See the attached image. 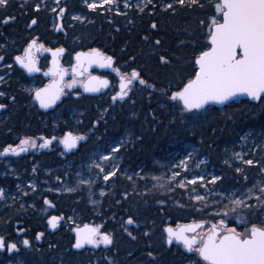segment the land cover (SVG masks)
<instances>
[{
	"label": "trees",
	"instance_id": "1",
	"mask_svg": "<svg viewBox=\"0 0 264 264\" xmlns=\"http://www.w3.org/2000/svg\"><path fill=\"white\" fill-rule=\"evenodd\" d=\"M85 1L60 0L59 6L66 12L64 33L57 34L51 27L55 10L47 1L8 0L6 7H0L2 60L15 70L5 74L4 68L0 72L5 74L0 80L5 105L0 115V152L25 137H55L50 148L39 154L0 157V186L9 196L0 199V236L7 235L6 241L17 243L19 248L10 256L0 252V264H185L195 260L194 256L176 245L166 248L162 231L165 224L223 219L242 232L252 223H264V208L253 198L247 201L251 209H238L222 217L214 214L229 201L230 192H242L260 179L258 166L234 161L233 153L245 131L251 137L264 131V95L258 102L239 99L223 107L207 106L195 111V116L188 112L182 115V106L170 99V93L196 72L194 59L208 46L210 18L216 16L215 3L219 0H198L192 6L180 5L176 0H150L136 6L133 0H127L130 7L122 4L125 0H118L116 7L109 9L88 8ZM168 4L173 8H167ZM75 12L83 19L70 18ZM32 19L36 23L29 28ZM36 35L46 45L64 46V63L68 65L73 52L99 49L111 55L120 73L130 74L136 69L147 84L134 81L129 98L121 102L108 103L105 97L79 90L75 98H62L53 110L41 111L32 100V80L16 68L13 59ZM39 66H46L44 58ZM34 80L35 84L42 83L40 77ZM65 131L86 137L71 153H65L57 140ZM125 134L126 142L108 159L119 164L114 176L107 181L101 177L92 187L82 184L67 190L68 182L77 187L76 171L84 165L78 164L89 159L90 150L108 151L107 145ZM186 144L197 155L205 156L214 175L223 180L206 187L164 182L173 158L187 151ZM253 148L244 158L264 159V136H258ZM236 167L243 168V174L237 173ZM28 178L33 179L34 188L18 189L17 184ZM192 187H197V194L206 199L194 200ZM50 214H61L64 219L73 215L81 224L100 226L113 242L72 249L71 225L62 223V232L50 230L46 222ZM129 216L135 223L127 224ZM40 232L43 235L37 240ZM24 239L30 244L24 245ZM200 264L207 263L200 260Z\"/></svg>",
	"mask_w": 264,
	"mask_h": 264
},
{
	"label": "snow or ice",
	"instance_id": "2",
	"mask_svg": "<svg viewBox=\"0 0 264 264\" xmlns=\"http://www.w3.org/2000/svg\"><path fill=\"white\" fill-rule=\"evenodd\" d=\"M180 5L189 6L196 5L198 0H176ZM59 0H57V4ZM102 3L112 4L114 0H102ZM8 0H0V7H6ZM127 0H125V7H130ZM89 8H96L95 3L88 4ZM39 8V5H37ZM167 8H173L172 4H168ZM215 9L217 12L222 13L220 19L213 16L209 24V36L211 41V47L205 51H201L196 56L195 63L199 66V70L196 71L194 78L188 79L186 83H183L182 87L178 86L177 91L171 92V100L182 102L181 114L185 112L196 115L194 110L203 109L204 105L209 101H215L223 103L229 100L231 97L238 93H247L253 99H261V93H264V0H219L215 3ZM143 9H141L142 11ZM61 13L65 9L60 8ZM8 19H12L9 17ZM36 20H32V24H35ZM156 27L155 23L152 25ZM147 39V37H145ZM160 43L159 40L156 41ZM37 46V41L32 39L28 46L24 49V56H16L15 60L20 63L29 73L33 71H39L36 67V62L32 58L31 50ZM43 47V45H39ZM63 48H58L53 52V56H57L63 53ZM3 57H0L2 60ZM77 65L73 66V73H76L78 66H83L84 63H100L102 65L112 63L113 58L106 56L100 52L99 49H90L87 53H76ZM160 60L164 63H168L164 56H160ZM54 67L49 71L53 75L59 74L61 79L66 70L59 68L58 62L53 61ZM119 71V69H117ZM47 75V73H46ZM3 78L0 77V80ZM134 81H138L140 85H145L147 82L141 78L140 72L136 69H132L131 73H125L120 76V91L112 97L113 100L119 97L123 99L129 95L131 86ZM77 81L74 79L67 86L72 87L73 83ZM59 81L54 82L44 88L35 89V99L40 102L42 107H48L49 104L54 103L63 89L59 86ZM106 79H100L98 77H90L87 82L84 83L86 91H96L100 86L107 85ZM150 87L154 88L155 85ZM167 92V89L162 90ZM4 93L0 92V96ZM5 105L0 104V108H4ZM71 137V139H69ZM52 139H55L53 137ZM84 139L83 136L72 137L71 133L66 134L65 139L62 141L66 148H73L77 142ZM242 141L247 140V136L241 137ZM51 143V140L45 138L44 143L39 147H45ZM36 148L37 143L31 137H25L20 140L19 144L15 147L11 144L3 148L0 155L17 152H24L27 148ZM119 145L112 149V152L119 151ZM233 156L237 160H242L245 166H258L260 179L257 180L250 188L240 191L229 193V201L232 206L231 210L236 213L238 209H251L247 201L252 196H255L257 203L261 208H264V159L254 160L245 159L242 153H233ZM101 160H107L108 156H101ZM192 154L189 153L186 160H190ZM186 160H181L179 164L174 165L177 168H187ZM228 163V161H225ZM96 167H100L99 164ZM35 171V168H33ZM104 169L101 168V172ZM237 173L243 174L244 169L236 167ZM114 172H107L103 176V179L107 181L109 177L114 176ZM180 176L179 172H173L170 180H174ZM131 179V177H129ZM159 180L161 177H154ZM244 179L248 177L245 175ZM223 177L212 175L210 181L205 180V176L196 174L191 181H181L180 186L186 187L187 184L196 185L197 182H201L205 187L208 183L215 185L218 181H222ZM81 183H89L88 181H81ZM163 186V185H161ZM259 189L257 194L256 189ZM196 192V188L191 190ZM210 191V190H209ZM103 195V192L101 193ZM221 197L224 193H219ZM4 196V190L0 188V198ZM196 201H204L206 197L201 195H194ZM45 203H50L45 200ZM238 219L243 220L244 223L248 221L238 216ZM60 217H51L49 224L52 228L57 226V222ZM135 221L131 216L128 217L127 224H133ZM204 222L193 223L191 225H184L179 227L178 230L173 229L171 226L167 227V242L171 244L173 240L182 243L184 248L188 252L194 253L202 261H206L207 264H264V223L257 225L252 223L250 227H246L244 232H238L236 228H227L225 220H220L219 225L213 224L211 228L204 233H197V229L203 227ZM127 231V229H125ZM22 231V230H21ZM193 233L187 235L186 233ZM76 242L74 247L79 249L84 244L99 245L111 244L113 237L101 231L100 226H85L83 230L76 229ZM43 233H38L36 239L39 240ZM131 235V233H129ZM147 235V233H145ZM24 245H29L30 241L24 239L22 241ZM0 248H7L8 251H12L17 248V243L6 242L5 237L0 236ZM152 255L151 252L148 253ZM189 264H200V260H191Z\"/></svg>",
	"mask_w": 264,
	"mask_h": 264
},
{
	"label": "rangeland",
	"instance_id": "3",
	"mask_svg": "<svg viewBox=\"0 0 264 264\" xmlns=\"http://www.w3.org/2000/svg\"><path fill=\"white\" fill-rule=\"evenodd\" d=\"M46 1L50 3L49 5H51L52 10H55V13H56L55 17L59 16L60 15V12H59V8H60V6H59L60 4L59 3H60V0H59V3L58 4H57V0H40V3H44L45 4ZM146 1H149V0H133V4H135L136 6H140L141 4H144V2H146ZM91 3H95L97 5V7L109 9V8H111L112 5L114 7H116V4H118V0H114V3L107 4V5L103 4L102 3V0H86L85 1V4H86L87 7H88V4H91ZM122 4L125 5V1ZM215 13H216V16L215 17H217V19H220L221 18V13L220 12H217L216 9H215ZM70 18L82 20L83 19V16H81L79 13L75 12L74 14H72L70 16ZM211 18H210V20H211ZM1 50H2V46H1V43H0V57H2ZM7 66H10V64L9 63H4L3 60H0V68H2V69L6 68V70H4V73L5 74H7L9 72L14 73L15 70L12 69V68H10V67H7ZM4 73L1 76L2 78L5 77V74ZM74 79L77 82L76 83H73L72 84V87H68L67 85L70 82H72ZM81 84H82V80L77 79V78H74V77H70L66 81L65 92H64L63 96L65 98H67V97H69V98H75L76 95H77V92L81 88ZM30 88L31 89H34L35 88V85H33V83H31ZM0 115H3V114L0 112ZM73 134L75 136H82V135H78V134H75V133H73ZM260 135L261 136H264V131H258L256 133V136L255 137H251L250 136V132L249 131H245L241 137L247 136V140L246 141H242L241 140V137H240V139H239V141L237 143L238 149L235 151V153H242L243 156H246L250 152H253L254 144L257 141L258 136H260ZM83 137H84V139H81L78 142L81 143V142L85 141L86 137L85 136H83ZM127 137H128V134H125V136L123 138L121 137L117 142L111 143V144L107 145V147L109 148L108 151L102 150V149H98V148H96L95 150L94 149L93 150H90L88 152V154H87L88 155L87 157L89 159L78 164V167L82 166L83 164L84 165H83V168L82 169L80 168V169H78L76 171L78 173V175H79V180H78V182H76L77 187L73 183L68 182V184L66 186L67 190H73L75 188L78 189L79 188L78 185L82 186V184L85 185V186H87V187H92V185H93L92 183L94 181H96L97 179H101V177H103L105 174H107V172H109V171L115 172L116 169H117V166L119 164L116 163L115 161L110 163V162H108V159L112 155V149L113 148H116L117 145H120L121 143L126 142ZM44 138L45 137L43 135H38L36 137H32V139L36 141L37 146L40 143L43 142ZM60 138H58L57 140H58V143L61 146V140H59ZM261 141H263V138H260V142ZM187 146L188 145L186 144V147ZM61 148H62V146H61ZM189 153L192 154V158L190 160H186V157H187V155ZM175 154H172L171 157H174ZM101 156H108L109 158L107 160H101V158H100ZM181 160H186V163L188 165V167L186 169L185 168H177V167H174V165L179 164V162ZM233 160L234 161H238L234 156H233ZM4 162L5 163H8L7 161H4ZM97 164H99L100 167H96ZM101 168L104 169L103 172H101ZM45 172H48V170H45ZM136 172H138V170ZM173 172H179L180 173V176L176 177L174 180L168 179V177H171L172 176V173ZM166 173H168V175H167V177H164V182H172V181L174 182L175 181L176 183H178L180 185L181 181H185L186 183H187V181H191L196 174L203 175V176H205V180L206 181H210L211 180V176L214 175V169H213L212 166H210L208 164V160H207V158L205 156H199V155H197V153L195 151H193L192 149H190L189 147H187V151L186 152L180 153V156L173 158L172 163L168 167ZM81 181H88L89 183H81ZM197 184H199L200 186L204 187V185L201 182H199V181L197 182ZM190 185L191 184H187L186 187H189ZM17 186H20V187H18V189H21V188L33 189L34 188V181H33V179L28 178V179H26L23 182H19L17 184ZM64 186L65 185H61V187H64ZM0 188H2L4 190V196L2 198H5V197L8 198L9 196L5 194L6 193V188L4 186H0ZM195 188H196V192L193 193V194L194 195H197V193H198L197 191L199 189L197 187H195ZM100 192H102V191H100ZM256 192H257V194L259 193V189L258 188L256 189ZM86 193L88 194V197L90 196V199H92L91 192H89V190H88ZM12 196L13 195L10 194V197H12ZM252 198L254 200H256L255 196H252ZM223 205H224V207L221 208L219 211H215L214 214L219 215L221 217L222 216H226L227 214L229 216V213L232 212V210H231L232 206H231L230 202L228 201L227 203H225ZM46 211H48V209H46ZM58 215L60 216L61 220L57 222V226L55 227V229H51L49 227V225H48V228L50 230H55V231H58V232H62L61 231V228H62L61 227V224L62 223H64V225L66 227H67V225H69V226L71 225L70 226V229L71 230H72V228L74 226L81 224L79 221H77L75 219V217L73 215H70L67 219H64L61 214H58ZM47 220L49 221L48 217L46 218V222L48 223ZM204 221H207V220H204ZM207 222L210 223V221H207ZM176 223L177 222H175V224ZM203 227H204V225H203ZM209 229L206 228V231H208ZM242 232H244V231H242ZM103 245H104L103 243H100L99 245H94L93 247H99V246H103ZM18 251L16 250V252H18ZM13 253H14V250H13ZM191 254L194 256V259L195 260L198 258V256H196L194 253H191ZM171 255H173V254H171ZM17 258H19V261L21 263L20 257L18 256ZM181 258H184V257H181ZM185 264H189V262H187Z\"/></svg>",
	"mask_w": 264,
	"mask_h": 264
},
{
	"label": "flooded vegetation",
	"instance_id": "4",
	"mask_svg": "<svg viewBox=\"0 0 264 264\" xmlns=\"http://www.w3.org/2000/svg\"><path fill=\"white\" fill-rule=\"evenodd\" d=\"M37 5L38 4H36V7H37ZM62 8V7H61ZM63 9H65L64 7H63ZM59 10H60V8H59ZM60 12V11H59ZM65 12L66 11H64L63 13H61L60 12V15L59 16H57V17H55V15H56V13H55V15H52V17H51V27L52 28H54V33H60V32H63L64 33V31H63V21H64V17H65ZM33 20V19H32ZM31 20V21H32ZM30 21V22H31ZM58 21H60V29L57 31L56 29H57V25H58ZM34 25H32V26H30V23H29V25H28V27L29 28H31V27H33ZM38 36L36 35V36H34L32 39H36V41H37V43L38 44H40V45H43V47L40 49V50H38L37 51V53H36V60H37V63H38V67L41 69V71H45L47 68H48V66H49V59H50V54H41V51L43 50V49H46V48H50V49H58V48H63L64 49V52L63 53H60L59 54V59H60V65L62 66V67H64V68H66L67 70H70L71 68H72V66H73V64H74V62H75V59H74V55H75V52H73L72 54H71V58H70V64L68 65V64H66V63H64V60H65V58H66V49L64 48V46H62V45H59V44H56V45H54V46H49V45H46V44H44L42 41H39L38 40V38H37ZM32 39H30V41L32 40ZM30 41H28V43L26 44V46L29 44V42ZM55 43H57V42H55ZM26 46L24 47V49L26 48ZM89 50L90 49H87V50H83V51H87V52H89ZM78 51V50H77ZM101 52V51H100ZM24 53V50L21 52V53H19V54H16V55H22ZM101 53H103V52H101ZM104 55H106V56H110L111 57V55L110 54H106V53H103ZM16 55H14V57L16 56ZM41 58H44V60H45V62H46V66L44 67V68H41L40 66H39V60L41 59ZM14 59V58H13ZM3 64V63H2ZM14 65L16 66V68H18L19 70H21L22 71V73L27 77V78H30L32 81L30 82V85H31V83H33V85H35V88L34 89H32V94H31V96H32V100H33V102L35 103V105H36V102H35V99H34V97H33V92H34V90L36 89V88H38V87H40V86H42V85H45L46 83H48L51 79H53L55 76H48V77H43L41 74H37V75H35V76H33V77H28L24 72H23V70L22 69H20L15 63H14ZM2 71V68H0V72ZM90 75H97L98 77H103V78H106V80L108 81V85L106 86V87H103V86H100L99 87V89L98 90H96L94 93H85L84 91H83V87H82V84H83V81L85 80V78L87 77V76H90ZM122 75V73H120L119 71H117L116 70V68L114 67V61H113V69H112V71L111 70H107V69H104V68H101V67H96V66H91L90 67V69L87 71V72H85V75L83 76V77H76L74 74H70V76L69 77H67L66 79H65V85H66V81L70 78V77H74V78H77V79H80V80H82V84H81V88H80V91L83 93V94H89V95H95V96H98V97H101L102 99L105 97V98H107V101H108V103H111V102H121V101H124L125 99H128L129 98V95H130V92H129V95L128 96H125L123 99H120L119 97H117V99H115V100H113L112 99V97L113 96H115L116 95V93L119 91V82H120V76ZM2 76V73H0V77ZM36 77H40L41 78V80H42V83L41 84H35V78ZM133 84H134V82H133ZM133 86V85H132ZM132 86H131V88H132ZM64 92H65V87H64V90L62 91V93H61V96H60V100H59V102L53 107V108H50V109H39L38 108V106L36 105V107L39 109V110H41V111H49V110H53L60 102H61V100H62V98H65L64 96H63V94H64ZM0 104H3L4 105V102H3V99H2V96H0ZM3 108H0V112H1V110H2ZM65 134V132L61 135V138L59 139V140H61L62 141V138H63V135ZM45 138H47V139H50L51 140V143L50 144H48L45 148H41V147H39V145L41 144H39L36 148H28V151L27 152H29V153H34V154H39L40 153V150H42V151H44V150H47V149H49L50 148V146H51V144H52V138L51 137H45ZM44 138V139H45ZM44 141V140H43ZM79 143V142H78ZM61 146H62V150L65 152V153H71V152H66L65 150H64V148H63V145H62V143H61ZM26 152V153H27ZM1 157V156H0ZM51 215V214H50ZM50 218V216L48 215V219ZM48 221V220H47ZM48 225H49V223H48ZM211 223H206L205 225H204V227H203V231H201V230H199V232L198 233H204V232H207L206 231V228L207 229H209L210 227H211ZM49 227H50V225H49ZM227 228H231V227H229L228 225L226 226ZM51 228V227H50ZM41 233V232H40ZM18 234H20V232H18ZM2 236V235H1ZM6 236L7 235H4L3 237H5V241H6ZM6 242H11V241H6ZM172 245H176V246H180L181 247V244H179V243H175L174 241L170 244V247L172 246ZM169 247V248H170ZM19 248H18V245H17V248L16 249H14V251H16V250H18ZM0 252H2V253H4L5 255H7V256H10V255H12L13 254V250L12 251H8L7 250V248H0Z\"/></svg>",
	"mask_w": 264,
	"mask_h": 264
},
{
	"label": "water",
	"instance_id": "5",
	"mask_svg": "<svg viewBox=\"0 0 264 264\" xmlns=\"http://www.w3.org/2000/svg\"><path fill=\"white\" fill-rule=\"evenodd\" d=\"M221 16H222V13H221ZM32 25H34V24H32V21L30 22V26H32ZM60 29V21H58V25H57V31ZM209 36V35H208ZM36 40V39H35ZM30 43V42H29ZM207 43H208V46L203 50V51H205V50H207L208 48H210L211 47V41L207 38ZM39 45L40 44H38L37 43V46L36 47H33L32 48V50H31V55H32V58L35 60V62H36V67L37 68H39L38 67V63H37V60H36V53H37V51L38 50H40L41 49V47H39ZM28 46V45H27ZM26 46V47H27ZM55 50L56 49H48V48H46V49H43L42 51H41V54H50V59H49V66H48V68L45 70V71H41V69L39 68V71H33V72H31V73H29L20 63H18L16 60H15V57L16 56H24L25 55V53H23L22 55H16L15 57H14V61H15V64L20 68V69H22L23 70V72L28 76V77H33V76H35V75H37V74H41L43 77H48V76H55L53 79H51L48 83H46L45 85H42V86H40V87H38V88H44L45 86H48V85H50V84H53L54 82H56V81H59L60 83H59V86L60 87H62V89L64 90V87H65V79L67 78V77H69L70 76V74H74L73 73V66L74 65H77V60H76V53L77 52H82V53H87V51H83V50H78V51H76L75 52V55H74V59H75V62H74V64H73V66H72V68L70 69V70H67L66 68H64V67H62L61 65H60V59H59V54L57 55V56H53V52H55ZM199 55V54H198ZM195 59H196V57H195ZM195 59H194V63H195ZM54 60H56L57 62H58V66H59V68H61V69H64V70H66L65 71V73H64V75H63V78L61 79V77L59 76V74H56V75H53V73L52 72H50L49 70L50 69H52L53 67H54V64H53V61ZM91 66H96V67H101V68H104V69H107V70H111L112 71V69H113V60H112V63L110 64V65H108V64H104V65H102V64H100V63H92V64H88V63H84L83 64V66H78L77 67V70H76V73L74 74L76 77H83L84 75H85V72H87L89 69H90V67ZM195 67H196V71H198L199 70V66L198 65H196V63H195ZM46 73H47V75H46ZM196 73V72H195ZM194 76H195V74L193 75V77H191V78H194ZM90 77H98L97 75H90V76H87L86 78H85V80L83 81V84H82V87H83V91L85 92V93H94L95 91H86L85 90V87H84V83L85 82H87L88 80H89V78ZM98 78H100V79H106V78H103V77H98ZM190 78V79H191ZM187 82V81H186ZM185 82V83H186ZM107 85H108V83H107ZM107 85H105V86H103V87H106ZM119 86H120V82H119ZM37 89V88H36ZM99 89V88H98ZM119 91H120V87H119ZM174 91H177V90H174ZM173 92V91H172ZM261 95V97L264 95V93H261L260 94ZM60 96H61V94L59 95V98L58 99H56V101L54 102V103H51V104H49V106L48 107H42L41 105H40V102L38 101V100H36L35 99V90H34V92H33V97H34V99H35V102H36V105L38 106V108L39 109H50V108H53L58 102H59V100H60ZM170 97H171V93H170ZM171 99V98H170ZM239 99H248V100H250V101H254V102H258L260 99H253L251 96H249V95H247V93H238V94H236L235 96H233V97H231L229 100H227V101H225V102H223V103H219V102H215V101H209L207 104H205L204 105V107H203V109L204 108H206L207 106H216V107H223L224 105H226L227 103H229V102H232V101H236V100H239ZM179 102V104L182 106V102H180V101H178ZM203 109H200V110H194V111H201V110H203ZM68 133H71V132H66L64 135H63V138H62V141L65 139V137H66V134H68ZM71 136L72 137H75V135H73L72 133H71ZM69 139H71V137H69ZM50 140V139H49ZM61 141V143H62V145H63V148H64V150L66 151V152H72L73 150H75L76 148H77V146H78V142H77V144L73 147V148H66L65 147V145H64V143ZM44 143V141L41 143V144H43ZM46 147V146H45ZM45 147H41L42 149L43 148H45ZM3 151V150H2ZM1 151V152H2ZM28 151V148H27V150L26 151H24V152H17V153H11V152H9V153H7V154H4V155H0L1 157H4V156H18V155H23V154H25L26 152ZM53 216H55V217H59V216H57V215H52L51 217H53ZM50 217V218H51ZM50 220V219H49ZM221 220V219H220ZM220 220H218L216 223H213V224H217V225H219V221ZM201 221H203V220H200V221H185V222H179V223H177V224H175V225H172V224H167V225H165L164 227H163V233L165 234V236H166V246L167 247H169L170 246V244L167 242V232H166V229H167V227H169V226H171L173 229H175V230H178L179 229V227H181V226H184V225H191V224H193V223H199V222H201ZM204 222V224L203 225H205V221H203ZM212 224V225H213ZM50 225V224H49ZM94 226V225H92V224H89V223H84V224H82V225H77V226H75V227H73V229H72V232L74 233V242L72 243V249H75V250H78L77 248H75L74 247V244H75V242H76V235H77V233H76V229L77 228H79V229H81V230H83L84 228H85V226ZM211 225V226H212ZM226 226H227V222H226ZM51 227V226H50ZM52 228V227H51ZM200 230H202V228H199ZM196 231H198V229L196 230ZM187 235H192L193 233H191V232H189V233H186ZM175 243H179V242H177V241H175V240H173ZM179 244H181V248H182V250L185 252V253H190V252H188V250L187 249H185L184 248V246H183V244L182 243H179ZM91 246H93L92 244H84L81 248H86V247H91ZM81 248H79V249H81ZM203 262H206V261H203ZM207 263V262H206Z\"/></svg>",
	"mask_w": 264,
	"mask_h": 264
}]
</instances>
